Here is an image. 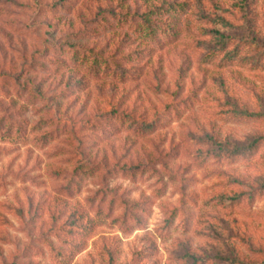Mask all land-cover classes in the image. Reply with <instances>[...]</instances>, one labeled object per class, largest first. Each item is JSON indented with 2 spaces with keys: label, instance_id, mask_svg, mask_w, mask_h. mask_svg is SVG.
<instances>
[{
  "label": "rangeland",
  "instance_id": "374dc122",
  "mask_svg": "<svg viewBox=\"0 0 264 264\" xmlns=\"http://www.w3.org/2000/svg\"><path fill=\"white\" fill-rule=\"evenodd\" d=\"M0 264H264V0H0Z\"/></svg>",
  "mask_w": 264,
  "mask_h": 264
},
{
  "label": "trees",
  "instance_id": "16d2710c",
  "mask_svg": "<svg viewBox=\"0 0 264 264\" xmlns=\"http://www.w3.org/2000/svg\"><path fill=\"white\" fill-rule=\"evenodd\" d=\"M63 4H64V2H62V7H64ZM66 5H69V3H66ZM151 26H152V24H151ZM149 31H150V35L155 34V29H150ZM218 35H219L221 42L223 43V47H228V46H231L234 44L230 40V38L226 37L225 35H223L221 33H218ZM240 50H241V45L240 44L236 45V47H234V50L225 56V59H227L229 62L236 60L238 54H240ZM98 58H100V57L98 56L97 59ZM109 62L110 61H105V63L108 64V67L110 64ZM245 115H246V113H245ZM99 126L100 125H98V128H99ZM259 143H260V141L256 140L253 143H251L250 145H248L247 147L238 148V149H235V150L230 151V152L227 151L226 149L220 147L218 155L221 156L222 152H224L225 156L230 157L231 159L236 158V157H244V156L252 154L253 151L258 147Z\"/></svg>",
  "mask_w": 264,
  "mask_h": 264
}]
</instances>
